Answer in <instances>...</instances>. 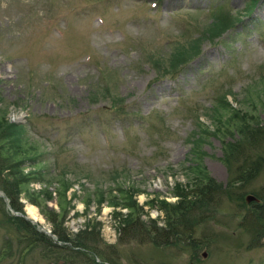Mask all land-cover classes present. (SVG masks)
<instances>
[{"label":"rangeland","instance_id":"rangeland-1","mask_svg":"<svg viewBox=\"0 0 264 264\" xmlns=\"http://www.w3.org/2000/svg\"><path fill=\"white\" fill-rule=\"evenodd\" d=\"M9 125L23 214L35 207L43 221L29 220L60 248L28 246L4 199L0 264H91L74 242L97 237L106 254L83 248L95 264H264V219L244 201L264 205V139L247 175L231 148L264 129V0H0ZM207 177L228 186L194 209L196 246L119 241L138 215L166 227Z\"/></svg>","mask_w":264,"mask_h":264},{"label":"trees","instance_id":"trees-1","mask_svg":"<svg viewBox=\"0 0 264 264\" xmlns=\"http://www.w3.org/2000/svg\"><path fill=\"white\" fill-rule=\"evenodd\" d=\"M250 1H252V4H255L258 0ZM228 22L230 23L229 26L233 24L230 20H228ZM234 26L235 24H233L231 27ZM229 28L226 27L225 29ZM2 130H11L12 132H0V191L3 194V196L0 198V201L4 203V199H6L9 207H12H10L12 210L23 213L22 203L19 201L17 194L20 193L21 189H23V186L21 188L22 179L27 178L20 176L21 172L23 171L22 168H20V155L16 154L12 157L8 151L7 144H4L7 137L14 136L16 131L13 125L4 127ZM17 139L18 141H21V139L18 137ZM17 139L12 137L10 140H8V142L9 144L13 143L15 146V140ZM262 139H264V129L261 127H256L254 129L251 128L248 132H246L241 143L232 145V150L238 154V156L236 155V160L240 162V166H238L239 173L242 172L243 175H247L253 169H259V158L257 156L259 155L260 141ZM252 154L254 157H252ZM230 181L231 179L228 181L229 184ZM225 186L228 185L223 186L222 183H217L214 179L207 177L193 191L195 196L198 198L197 201H191L186 204H177L172 207L173 210L166 227L156 226L153 222L145 224L143 221H141L139 218L140 216L137 214L139 217L136 216L132 221L126 223L120 228V232L122 233H120L119 241L138 238V240L141 242H155L156 245L163 246L170 245L171 242L176 240H187L190 241V245L196 246L197 243L195 242V238H193V233L196 230L197 225L203 220L204 217L197 216L194 209L198 207V212L203 214V211L208 209V206L211 204L212 191L215 189L221 192ZM16 187L18 188L17 190ZM58 193L60 194V199L63 201L62 192L59 191ZM30 202L39 206V202L36 200L30 199ZM252 205L255 207L254 213L256 218L263 221V203H253ZM5 213H7L6 221L9 225L8 228L11 231L17 232L23 238V240H25L24 242H26L28 246H39V248L47 249L48 251H53L60 248L58 244L53 242L50 236L39 230L37 226L29 219L15 214L10 215L6 211ZM44 214L48 220H54V211L44 212ZM52 232L56 234L59 239L69 240L66 236H62L61 233L56 230H53ZM88 242V245H85V240L82 241V243L75 241L74 246H77L76 248L80 254L89 258L91 264H95L94 257H91L88 252L86 253V251L83 249L84 246H86L88 250H90L94 255L100 254L103 256L107 253V251L104 248L100 249V239L98 237L96 239H89Z\"/></svg>","mask_w":264,"mask_h":264},{"label":"bare ground","instance_id":"bare-ground-1","mask_svg":"<svg viewBox=\"0 0 264 264\" xmlns=\"http://www.w3.org/2000/svg\"><path fill=\"white\" fill-rule=\"evenodd\" d=\"M9 206V205H8ZM11 207V206H10ZM12 208V207H11ZM25 214L30 217L29 219L32 220L33 222L34 221H39V222H42L43 221V218L39 215L37 209L33 206H29L27 205L25 207ZM208 222V221H207ZM203 239V238H202ZM205 245V244H204ZM201 246V245H199ZM248 249V247H246Z\"/></svg>","mask_w":264,"mask_h":264},{"label":"water","instance_id":"water-1","mask_svg":"<svg viewBox=\"0 0 264 264\" xmlns=\"http://www.w3.org/2000/svg\"><path fill=\"white\" fill-rule=\"evenodd\" d=\"M253 200H256L257 201L258 199L254 195H252V194H247L245 196V202L246 203H249V202H251ZM206 255H207L206 251H203L202 252V257L204 258V257H206Z\"/></svg>","mask_w":264,"mask_h":264}]
</instances>
